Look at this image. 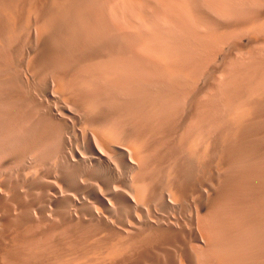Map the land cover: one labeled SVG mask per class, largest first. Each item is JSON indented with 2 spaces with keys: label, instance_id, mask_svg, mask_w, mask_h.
Returning a JSON list of instances; mask_svg holds the SVG:
<instances>
[{
  "label": "rangeland",
  "instance_id": "obj_1",
  "mask_svg": "<svg viewBox=\"0 0 264 264\" xmlns=\"http://www.w3.org/2000/svg\"><path fill=\"white\" fill-rule=\"evenodd\" d=\"M29 1L34 0H0V264H42L44 259H51L49 264H264V217L260 216H264V0H37L30 2L31 10L38 13L36 22L33 14L27 18ZM114 1L121 5L110 8ZM60 2L57 11L53 5ZM37 3L41 8H36ZM108 7L110 14L105 11ZM48 79H54L56 90L46 91ZM242 107L248 116L237 122L234 116ZM65 109L72 110L70 117ZM90 124L116 126L129 136L142 137L144 167L132 178L112 150L105 153L120 169L110 171L103 161L90 162L96 144L89 142ZM205 140L209 149L202 159L199 153ZM189 143L197 158L190 156L194 150L187 152ZM96 146L100 149L98 142ZM74 151L87 157L82 161L77 156L79 162H72L69 152ZM142 172L148 183L144 195L137 198L129 187L142 186ZM51 190L58 196L56 202L50 201ZM100 194L113 204L103 203ZM35 212L50 213L52 219L38 221ZM33 255H38L37 260Z\"/></svg>",
  "mask_w": 264,
  "mask_h": 264
},
{
  "label": "bare ground",
  "instance_id": "obj_2",
  "mask_svg": "<svg viewBox=\"0 0 264 264\" xmlns=\"http://www.w3.org/2000/svg\"><path fill=\"white\" fill-rule=\"evenodd\" d=\"M35 1V2H34ZM33 2L34 3H36L37 2V0H34ZM54 1H56V0H53V2ZM164 1V0H163ZM168 1V0H167ZM174 1V0H173ZM212 1V0H211ZM31 1H29V3H30ZM33 2H31V3H33ZM39 2V1H38ZM51 2V1H50ZM62 2V1H61ZM61 2L60 3H56L55 5H53V6H55V7H57V8H55V9H57V11H59L60 9H61V6L63 5V3H62V5H60L61 4ZM106 2V1H105ZM117 2V1H116ZM115 1H114V3L113 4H111L112 5V7H110V8H113V7H115L114 5H115V3H116ZM120 2V1H119ZM125 2V1H124ZM129 2H135V3H140V0H129ZM145 2V1H144ZM165 2H166V0H165ZM16 3V2H15ZM15 3H13V4H15ZM25 3H27V2H25ZM29 4L30 5V7H27V9L29 8L30 9V11H28V13H27V15L28 14H30V16H32V14H33V16H34V14H38V13H36L35 12V10L34 11H32L31 10V6L33 7L34 6V4L32 5V4ZM68 3V2H67ZM127 3H128V0H127ZM163 2H161V4H162ZM231 3V2H230ZM42 4V2H40V6H42L41 5ZM45 4V3H44ZM54 4V3H53ZM118 3H116V5H117ZM120 4V3H119ZM118 4V5H119ZM164 4V3H163ZM166 4V3H165ZM209 4V3H208ZM213 4V3H212ZM17 5V4H16ZM24 5V4H23ZM29 5H27V6H29ZM38 5V3H37V7L36 8H38V7H40ZM58 5H60V6H58ZM97 5V4H96ZM101 5V4H100ZM105 5H110V4H105ZM110 5V6H111ZM121 5V4H120ZM127 5V4H126ZM144 5H146V4H144ZM175 5V4H174ZM231 5V4H230ZM255 5V4H254ZM1 6V5H0ZM26 6V5H25ZM77 6V5H76ZM166 6V5H165ZM165 6H161V8H164ZM176 6H177V4H176ZM209 6V5H208ZM16 7V6H15ZM14 7V8H15ZM51 7V6H50ZM84 7V6H83ZM119 7V6H118ZM185 7V6H184ZM2 8V7H1ZM8 8V7H7ZM23 8V7H22ZM41 8V7H40ZM39 8V9H40ZM44 8V7H43ZM68 8V7H67ZM70 8V7H69ZM85 8V7H84ZM106 9H107V7H105ZM105 8H102V9H105ZM109 7H108V10L110 9ZM121 8V7H120ZM139 8V7H138ZM160 8V9H161ZM255 8H257V7H255ZM16 9V8H15ZM28 9V10H29ZM39 9L38 10H36L37 12L39 11ZM47 9V8H46ZM59 9V10H58ZM115 9V8H114ZM114 9H113V11H114ZM147 9V8H146ZM145 9V10H146ZM159 9V8H158ZM186 9V8H185ZM236 9V8H235ZM42 10V9H41ZM72 10V9H71ZM88 10V9H87ZM91 10V9H90ZM105 10V11H107V12H109V14H110V12H111V10ZM126 10H127V7H126ZM150 10V9H149ZM3 11V10H2ZM27 11V10H26ZM25 11V12H26ZM32 11V12H31ZM51 11V10H50ZM54 11V10H53ZM52 11V12H53ZM61 11V10H60ZM101 11V10H100ZM117 11V10H116ZM115 11V12H116ZM120 11L122 12V10L120 9ZM119 11V14L121 13ZM124 11V10H123ZM138 11V10H137ZM171 11V10H170ZM228 11V10H227ZM251 11V10H250ZM0 12H1V9H0ZM33 12H35V13H33ZM52 12H48V13H52ZM64 12H67V14H68V16H69V13H68V11H64ZM96 12V11H95ZM107 12H104V13H107ZM125 12V11H124ZM128 12V11H127ZM148 12V11H147ZM184 12V11H183ZM229 12V11H228ZM227 12V13H228ZM242 12H244V11H242ZM254 12V11H253ZM47 13V12H46ZM56 13V12H55ZM71 13H73L72 11H71ZM102 13V12H101ZM112 13V12H111ZM118 13V12H117ZM123 13V12H122ZM126 13V12H125ZM125 13H124V15H125ZM142 13V12H141ZM165 13V12H164ZM171 13V12H170ZM191 13V12H190ZM52 14H54V13H52ZM58 14H62V13H58ZM95 14V13H94ZM99 14V13H98ZM167 14V13H166ZM184 14V13H183ZM226 14V13H225ZM2 15V14H1ZM50 15V14H49ZM76 15H77V13H76ZM116 15V14H115ZM130 15V14H129ZM133 15V14H132ZM132 15H130V16H132ZM135 15V14H134ZM133 15V16H134ZM172 15V14H171ZM212 15V14H211ZM219 15V14H218ZM61 16H63V15H61ZM64 16H67V15H64ZM67 16V17H68ZM110 16V15H109ZM118 16V15H117ZM140 16L142 17V15L140 14ZM161 16V15H160ZM163 16V15H162ZM189 16V15H188ZM35 17V16H34ZM39 17V16H38ZM42 17H43V15H42ZM46 17H48L47 15H46ZM51 18H53L52 16H50ZM99 17V16H98ZM122 17V16H121ZM129 17V16H128ZM141 17H139L138 16V18H140L141 19ZM226 17V16H225ZM229 17H230V15H229ZM246 17V16H245ZM5 18V16L3 17V19ZM27 18H29V15H28V17ZM31 18V17H30ZM37 18V16L35 17V22H36V19ZM41 18V17H40ZM70 18H72V17H70ZM132 18V17H131ZM213 18V17H212ZM9 19V18H8ZM33 19V18H32ZM42 19V18H41ZM119 19V18H118ZM124 19V18H123ZM136 19H137V17H136ZM179 19H180V17H179ZM186 19V18H185ZM242 19V18H241ZM40 20V19H39ZM44 20L46 21V18L44 17ZM55 20V19H54ZM70 20V19H69ZM69 20H67V23H69ZM74 20V19H73ZM105 20V19H104ZM232 20V19H231ZM235 20V19H234ZM4 21V23H5V21L6 20H3ZM52 21H53V19H52ZM52 21H50V22H52ZM56 21H57V19H56ZM79 21V20H78ZM128 21V20H127ZM182 21V20H181ZM184 21V20H183ZM225 21V20H224ZM10 22V21H9ZM31 22V21H30ZM48 22H49V20H48ZM47 21H46V23H48ZM54 22V21H53ZM53 22L51 23V24H53ZM95 22V21H94ZM114 22H116V21H114ZM153 22V21H152ZM156 22V21H155ZM258 22V21H257ZM26 23V22H25ZM32 23V22H31ZM70 23H72V21L70 22ZM74 23H76V22H74ZM99 23V22H98ZM104 23V22H103ZM163 23H165V22H163ZM172 23V22H171ZM211 23V22H210ZM27 24V23H26ZM51 24H49V25H51ZM55 24V23H54ZM79 24V23H78ZM104 24H106V23H104ZM133 24V23H132ZM137 24H138V22H137ZM140 24V23H139ZM152 24H154V23H152ZM162 24V23H161ZM169 24V23H168ZM174 24H175V22H174ZM222 24V23H221ZM226 24V23H225ZM263 24V23H262ZM8 25V24H7ZM7 25H6V28H7ZM46 25V24H45ZM48 25V24H47ZM56 25V24H55ZM70 25V24H69ZM74 25V24H73ZM88 25V24H87ZM107 25H108V23H107ZM32 26V25H31ZM64 26H66V23H65V25ZM99 26V25H98ZM103 26V25H102ZM114 26V25H113ZM115 26H116V24H115ZM153 26V25H152ZM170 26H172V25H170ZM33 27V26H32ZM32 27H31V30H32ZM52 27V26H51ZM71 27V26H70ZM117 27H119L118 25H117ZM180 27V26H179ZM65 28V27H64ZM63 28V29H64ZM66 28H67V26H66ZM78 28V27H77ZM103 28H105V27H103ZM207 28V27H206ZM212 28V27H211ZM260 28H262V27H260ZM5 29V28H4ZM8 29V28H7ZM15 29V28H14ZM35 29H36V27H35ZM51 29H54L53 27L51 28ZM70 29H72V28H70ZM83 29V28H82ZM110 29H111V26H110ZM213 29H214V27H213ZM236 29V28H235ZM262 29H264V28H262ZM9 30V29H8ZM18 30V29H17ZM16 30V31H17ZM30 30V31H31ZM34 30V29H33ZM32 30V31H33ZM65 30V29H64ZM63 30V31H64ZM253 30H255L254 28H253ZM26 31V30H25ZM86 31V30H85ZM119 31V30H118ZM131 31V30H130ZM132 31H133V29H132ZM236 31V30H235ZM251 31H252V29H251ZM9 32V31H8ZM12 32V31H11ZM35 32H37L36 30H35ZM65 32V31H64ZM67 32V31H66ZM88 32V31H87ZM211 32H213V30L211 31ZM10 33V32H9ZM29 33V32H28ZM41 33V32H40ZM127 33V32H126ZM170 33V32H169ZM206 33V31L204 32V34ZM256 33H258V32H256ZM5 34V33H4ZM3 34V35H4ZM25 34V33H24ZM37 34V33H36ZM59 34V33H58ZM61 34V33H60ZM66 34H68V33H66ZM166 34H168L167 32H166ZM207 34V33H206ZM205 34V35H206ZM218 34V33H217ZM216 34V35H217ZM223 33H221V35H222ZM228 34H230V33H228ZM31 35V34H30ZM42 35H43V32H42ZM45 35H46V33H45ZM44 35V36H45ZM126 35V34H125ZM18 36V35H17ZM48 36H50V35H48ZM99 36V35H98ZM97 36V37H98ZM163 36H164V34H163ZM219 36V35H218ZM217 36V37H218ZM7 37V36H6ZM24 37V36H23ZM46 37V36H45ZM86 37V36H85ZM110 37V36H109ZM199 37V36H198ZM197 37V38H198ZM255 37V36H254ZM257 37V36H256ZM1 38V37H0ZM37 38V37H36ZM43 38V37H42ZM72 38V37H71ZM107 38V37H106ZM165 38V37H164ZM189 38V37H188ZM252 38V37H251ZM258 38V37H257ZM58 39H60V38H58ZM66 39V38H65ZM64 39V40H65ZM75 39V38H74ZM120 39V38H119ZM152 39V38H151ZM150 39V40H151ZM162 39H163V37H162ZM178 39V38H177ZM186 39V38H185ZM192 39H193V37H192ZM203 39V38H202ZM256 39V38H255ZM9 40V39H8ZM22 40V39H21ZM64 40H62V41H64ZM76 40H78V39H76ZM128 40V39H127ZM130 40V39H129ZM128 40V41H129ZM149 40V39H148ZM154 40V39H153ZM197 40V39H196ZM201 40V39H200ZM222 40V39H221ZM56 41V40H55ZM69 41V40H68ZM73 41H75V40H73ZM72 41V42H73ZM102 41V40H101ZM160 41V40H159ZM184 41V40H183ZM193 41V40H192ZM204 41V40H203ZM150 42V41H149ZM157 42V41H156ZM194 42V41H193ZM200 42H202V41H200ZM248 42V41H247ZM0 43H2V41L0 42ZM141 43H143V42H141ZM159 43V42H158ZM168 43V42H167ZM199 43V42H198ZM212 43V42H211ZM210 43V44H211ZM249 43V42H248ZM262 43V42H261ZM53 44V43H52ZM81 44V43H80ZM101 44V43H100ZM166 44V43H165ZM174 44H176V43H174ZM188 44V43H187ZM213 44V43H212ZM259 44V43H258ZM263 44V43H262ZM36 45H37V43H36ZM50 45V44H49ZM67 45V44H66ZM78 45V44H77ZM83 45V44H82ZM135 45H139L138 43L137 44H135ZM184 45V44H183ZM204 45V44H203ZM207 45V44H206ZM15 46V45H14ZM17 46H18V44H17ZM179 46V45H178ZM253 46H255V45H253ZM5 47V46H4ZM13 47V46H12ZM19 47H21V46H19ZM58 47V46H57ZM71 47V46H70ZM90 47V46H89ZM125 47V46H124ZM139 47H140V45H139ZM189 47V46H188ZM194 47V46H193ZM197 47V46H196ZM205 47V46H204ZM214 47H215V49L217 50V48H218V46H216V44L214 45ZM217 47V48H216ZM14 48V47H13ZM59 48V47H58ZM58 48H55V49H58ZM69 48V47H68ZM111 48V47H110ZM121 48V47H120ZM127 48V47H126ZM125 48V49H126ZM179 48V47H178ZM186 48V47H185ZM192 48V47H191ZM203 48V47H202ZM19 49V48H18ZM23 49V48H22ZM28 49V48H27ZM66 49V48H65ZM78 49V47L76 48V50ZM161 49V48H160ZM164 49V48H163ZM194 49V48H193ZM207 49V48H206ZM211 49H212V47H211ZM264 49V48H263ZM64 50V49H63ZM69 50V49H68ZM73 50H74V48H73ZM75 50V51H76ZM86 50V49H85ZM144 50H145V48H144ZM144 50H143V52L142 53H144ZM151 50V49H150ZM149 50V51H150ZM204 50V49H203ZM6 51V50H5ZM21 51V50H20ZM71 51V50H70ZM129 51H130V49H129ZM202 51V50H201ZM11 52V51H10ZM18 52V51H17ZM29 52H30V50H29ZM57 52V51H56ZM55 52V53H56ZM60 52V51H59ZM91 52V51H90ZM128 52V51H127ZM145 52H146V54H147V51L145 50ZM168 52V51H167ZM191 52V51H190ZM195 52H197V51H195ZM229 52V51H228ZM33 53H35V52H33ZM63 53H66V52H63ZM68 53H70V52H68ZM81 53H82V51H81ZM125 53V52H124ZM123 53V54H124ZM131 53V52H130ZM130 53H128V54H130ZM180 53V52H179ZM215 53H216V51H215ZM2 54V53H1ZM13 54V53H12ZM30 54V53H29ZM57 54V53H56ZM102 54V53H101ZM204 54V53H203ZM206 54V53H205ZM213 54V53H212ZM7 55H9V54H7ZM14 55V54H13ZM25 55V54H24ZM53 55H55V54H53ZM59 55V54H58ZM67 55V54H66ZM71 55H73V53L71 54ZM85 55V54H84ZM117 55V54H116ZM192 55V54H191ZM194 55H195V53H194ZM197 55V54H196ZM196 55H195V57H196ZM246 55V54H245ZM2 56H3V54H2ZM16 56V55H15ZM21 56V55H20ZM23 56V55H22ZM47 56V55H46ZM81 56V55H80ZM87 56V55H86ZM166 56V55H165ZM182 56V55H181ZM198 56V55H197ZM214 56V55H213ZM239 56V55H238ZM48 57V56H47ZM57 57V55L55 56V58ZM146 57V56H145ZM172 57V56H171ZM195 57H193V60H194V58ZM201 57V56H200ZM5 58V57H4ZM21 58V57H20ZM29 58V57H28ZM60 58V57H59ZM59 58H57L58 60H59ZM153 58H155V56L153 57ZM169 58H170V56H169ZM190 58H191V56H190ZM212 58V57H211ZM46 59V58H45ZM53 61L55 60L54 59V56H53ZM139 60L141 59V58H138ZM144 59V58H143ZM173 59V58H172ZM176 59V58H175ZM187 59H189V58H187ZM205 60H206V57L204 58ZM224 59V58H223ZM245 59V58H244ZM12 60V59H11ZM48 60V59H47ZM50 60H51V58H50ZM137 60V59H136ZM142 60V59H141ZM166 60V59H165ZM168 60V59H167ZM186 60V59H185ZM192 59H191V61H193ZM198 60V59H197ZM247 60V59H246ZM252 60V59H251ZM195 61H196V59H195ZM199 61V60H198ZM207 61V60H206ZM205 61V64L206 63H208L209 64V62L207 61L206 62ZM6 62V61H5ZM49 62H52V61H49ZM56 62V61H55ZM116 62H119V61H117L116 60ZM177 62V61H176ZM184 62V61H183ZM189 62V61H188ZM188 62H186V64L188 63ZM200 62V61H199ZM202 62V61H201ZM226 62V61H225ZM241 62V61H240ZM245 62V61H244ZM259 62V61H258ZM9 63V62H8ZM13 63V62H12ZM124 63V62H123ZM135 63V62H134ZM136 63H137V61H136ZM168 63H170V61L168 60ZM190 63V62H189ZM253 63V62H252ZM261 63V62H260ZM263 63V62H262ZM5 64V63H4ZM22 64V63H21ZM25 64V63H24ZM42 64V63H41ZM55 64V63H54ZM99 64V63H98ZM117 64V63H116ZM171 64H172V62H171ZM185 64V65H186ZM196 64H197V62H196ZM201 64V63H200ZM200 64H198V66L200 65ZM202 64H204L203 62H202ZM204 64V65H205ZM8 65V64H7ZM6 65V66H7ZM52 65V64H51ZM78 65V64H77ZM80 65V64H79ZM83 65H85V64H83ZM174 65V64H173ZM173 65H171L172 67H173ZM177 65V64H176ZM188 65V64H187ZM191 65V64H190ZM189 65V66H190ZM227 65V64H226ZM245 65V64H244ZM248 65V64H247ZM5 66V67H6ZM14 66H16V64L14 65ZM44 66V65H43ZM82 66V65H81ZM119 67H120V65H118ZM178 66V65H177ZM202 66V65H201ZM241 66V65H240ZM4 67V68H5ZM10 67H12V66H10ZM27 67V66H26ZM51 67V66H50ZM132 67V66H131ZM140 67V66H139ZM162 67H163V65H162ZM176 67V66H175ZM194 67H195V64H194ZM197 67V66H196ZM257 67V66H256ZM255 67V68H256ZM14 68V67H13ZM13 68H11V69H13ZM49 68V67H48ZM62 68H63V66H62ZM75 68H76V66H75ZM174 68V67H173ZM259 68V67H258ZM67 69V68H66ZM105 69V68H104ZM180 69V68H179ZM179 69H177V70H179ZM241 69H243V67L241 68ZM244 69H245V67H244ZM16 70H18L19 71V69H16ZM22 70V69H21ZM53 70V69H52ZM62 70V69H61ZM64 71H65V69H63ZM174 70V69H173ZM192 70H193V67H192ZM197 70V69H196ZM205 70V69H204ZM263 69H261V72H263L262 71ZM13 71H15V69L13 70ZM18 71L16 72V73H18ZM55 71V70H54ZM53 71V72H54ZM99 71V70H98ZM209 71V70H208ZM216 71V70H215ZM238 71V70H237ZM155 72V71H154ZM229 72V71H228ZM235 72H236V70H235ZM246 72V71H245ZM250 72V71H249ZM72 73V72H71ZM100 73V72H99ZM196 73H197V71H196ZM198 73H199V70H198ZM230 73H232V72H230ZM230 73L229 74H227V75H229L230 76ZM55 74V73H54ZM68 74V73H67ZM73 74V73H72ZM116 74V73H115ZM134 74H135V72H134ZM143 74V73H142ZM173 74V73H172ZM200 74V73H199ZM250 74V73H249ZM50 75H51V73H50ZM69 75V74H68ZM131 75H133V74H131ZM140 75V74H139ZM152 75H153V73H152ZM175 75V74H174ZM218 75V74H217ZM242 75V74H241ZM55 76V75H54ZM85 76V75H84ZM121 76H122V73H121ZM153 76H155V75H153ZM231 76H232V74H231ZM230 76V77H231ZM234 76H236V75H234ZM238 76V75H237ZM2 77V76H1ZM22 77V76H21ZM43 77H44V75H43ZM52 77V76H51ZM132 78H133V76H131ZM150 77V76H149ZM158 77V76H157ZM194 77V76H193ZM219 77V76H218ZM239 77V76H238ZM237 77V78H238ZM257 77V76H256ZM20 78V77H19ZM54 78V77H53ZM98 78V77H97ZM121 78V77H120ZM126 78V77H125ZM129 78V77H128ZM127 78V79H128ZM136 78H137V74H136ZM165 78V77H164ZM180 78V77H179ZM195 78V77H194ZM235 78V77H234ZM240 78V77H239ZM4 79V78H3ZM2 79V80H3ZM38 78H36V80H37ZM47 79V78H46ZM52 79V78H51ZM55 79V78H54ZM53 79V80H54ZM156 79V78H155ZM213 79V78H212ZM7 80V79H6ZM28 80V79H27ZM52 80V81H53ZM57 80H59V79H57ZM98 81H99V78L97 79ZM133 81H134V79H132ZM131 80V81H132ZM152 80H153V78H152ZM160 80H161V78H160ZM233 80H235V79H233ZM240 80V79H239ZM253 80H255V79H253ZM49 79L47 80V82L48 83H46L45 85H46V91H48V92H52V91H54V90H56V88L54 89V85L56 86V83H51L52 81H50V83H49ZM60 81H62V80H60ZM93 81V80H92ZM95 81V80H94ZM132 81V82H133ZM162 81V80H161ZM166 81H168V80H166ZM209 81V80H208ZM215 81V80H214ZM2 82V81H1ZM3 82H5L4 80H3ZM83 82V81H82ZM204 82V81H203ZM236 82V81H235ZM243 82V81H242ZM252 82V81H251ZM131 83V82H130ZM161 83V82H160ZM193 83V82H192ZM222 83V82H221ZM241 83V82H240ZM9 84V83H8ZM59 84V83H58ZM147 84V83H146ZM182 84V83H181ZM203 84V83H202ZM208 84V83H207ZM253 84V83H252ZM7 85V84H6ZM18 85V84H17ZM151 85V84H150ZM248 85H251V84H248ZM98 86V85H97ZM180 86H182V85H180ZM198 86V85H197ZM218 86V85H217ZM80 87V86H79ZM88 87H90V86H88ZM148 87V86H147ZM156 87V86H155ZM226 87V86H225ZM250 87V86H249ZM21 88V87H20ZM35 88V87H34ZM58 88L59 89H63V86H62V84H59V86H58ZM113 88V87H112ZM130 88V87H129ZM141 88V87H140ZM146 88V87H145ZM171 88V87H170ZM195 88V87H194ZM193 88V89H194ZM228 88H230V86L228 87ZM74 88H72V90H73ZM131 89V88H130ZM148 89V88H147ZM213 89V88H212ZM212 89H210L211 91H212ZM219 89V88H218ZM260 89V88H259ZM45 90V89H44ZM86 90V89H85ZM91 90V89H90ZM151 90V89H150ZM226 90H227V88H226ZM3 91V90H2ZM165 91V90H164ZM188 91V90H187ZM214 91V90H213ZM217 91V90H216ZM88 92V91H87ZM137 92H138V90H137ZM55 93V92H54ZM102 93V92H101ZM209 93H210V91H209ZM226 93H227V91H226ZM12 94V93H11ZM34 94V93H33ZM38 94V93H37ZM131 94V93H130ZM136 94V93H135ZM142 94V93H141ZM144 94V93H143ZM85 95V94H84ZM88 95V94H87ZM128 95V94H127ZM203 95V94H202ZM202 95H200V96H202ZM30 96V95H29ZM38 96H39V94H38ZM80 96V95H79ZM119 96V95H118ZM200 96H199V98H200ZM203 96H206L207 97V95H203ZM259 96V95H258ZM34 97H36V96H34ZM96 97V96H95ZM115 97V96H114ZM205 97V98H206ZM24 98V97H23ZM52 98V97H51ZM100 98V97H99ZM107 98H108V96H107ZM125 98V97H124ZM142 98V97H141ZM42 99V98H41ZM252 99V98H251ZM250 99V100H251ZM18 100V99H17ZM39 100V99H38ZM46 100V99H45ZM90 100V99H89ZM143 100V99H142ZM213 100V99H212ZM3 101V100H2ZM7 101V100H6ZM22 101V100H21ZM41 101V100H40ZM96 101H97V99H96ZM115 101V100H114ZM141 101V100H140ZM8 102V101H7ZM37 102V101H36ZM100 102V101H99ZM147 102V101H146ZM42 103V102H41ZM41 103H39V104H41ZM96 103V102H95ZM105 103V102H104ZM107 103H109V102H107ZM98 104V103H97ZM117 104V103H116ZM123 105H125L124 103H122ZM127 104V103H126ZM135 104V103H134ZM212 104V103H211ZM218 104V103H217ZM100 105V104H99ZM216 105V104H215ZM15 106V105H14ZM17 106H18V102H17ZM37 106V105H36ZM73 106V105H72ZM85 106H87V105H85ZM126 106V105H125ZM127 106H129V105H127ZM133 106V105H132ZM165 106V105H164ZM205 106V105H204ZM219 106V105H218ZM240 106H242L241 104H240ZM240 106H237L238 108L240 107ZM88 107V106H87ZM111 107H112V105H111ZM116 107H117V105H116ZM170 107V106H169ZM264 107V106H263ZM19 108V107H18ZM118 108V107H117ZM131 108H133V107H131ZM145 108H146V106H145ZM90 109H92V108H90ZM115 109V108H114ZM130 109V108H129ZM134 109V108H133ZM164 109V108H163ZM242 109V110H241ZM240 110L241 111H238L239 113L238 114H236L235 116H234V119H235V121H239L240 122V120L242 119V118H244V117H246V115L248 114V112H247V110L245 109V108H241ZM74 110V109H73ZM77 110V109H76ZM79 110V109H78ZM140 110V109H139ZM208 110V109H207ZM235 110H238V109H235ZM5 111V110H4ZM71 112H72V110H70ZM70 111L69 110H67V109H65V112L67 113V115L69 116L70 115ZM101 111H102V109H101ZM128 111V110H127ZM149 111V110H148ZM152 111V110H151ZM156 111V110H155ZM161 111V110H160ZM237 112V111H236ZM76 113V112H75ZM130 113V112H129ZM138 113V112H137ZM146 113H147V111H146ZM149 113V112H148ZM172 113V112H171ZM170 113V114H171ZM233 113H235V112H233ZM255 113V112H254ZM35 114V113H34ZM58 114V113H57ZM60 114V113H59ZM74 114V113H73ZM77 114V113H76ZM131 114V113H130ZM154 114V113H153ZM169 114V115H170ZM193 114V113H192ZM149 115V114H148ZM152 115V114H151ZM158 115H160V114H158ZM46 116V115H45ZM66 116V115H65ZM65 116H63L64 118H65ZM73 116V115H72ZM71 116V117H72ZM75 116V115H74ZM73 116V117H74ZM109 116V115H108ZM115 116V115H114ZM117 116V115H116ZM144 116V115H143ZM248 116V115H247ZM70 117V116H69ZM72 117V118H73ZM104 117V116H103ZM153 117V116H152ZM167 117V116H166ZM165 117V118H166ZM195 117V116H194ZM254 117V116H253ZM63 118V119H64ZM66 118H68V117H66ZM137 118H139V117H137ZM161 118V117H160ZM75 119H77V118H75ZM116 119V118H115ZM132 119H134V117L132 118ZM65 120H68V119H65ZM71 120V119H70ZM69 120V121H70ZM73 120V119H72ZM71 120V122H74V121H72ZM97 120V119H96ZM96 120H94V121H96ZM142 120V119H141ZM141 120L139 121V122H141ZM190 120H192V119H190ZM198 120V119H197ZM196 120V121H197ZM209 120V119H208ZM243 120V119H242ZM143 121V120H142ZM152 121V120H151ZM192 122V121H191ZM255 122V121H254ZM52 123V122H51ZM128 123V122H127ZM156 123H157V121H156ZM22 124H23V122H22ZM35 124V123H34ZM72 124H74L75 125V123H72ZM114 124V123H113ZM129 124V123H128ZM127 124V125H128ZM131 124H133L132 122H131ZM136 124V123H135ZM155 124V123H154ZM195 124V123H194ZM73 125V126H74ZM115 125V124H114ZM164 125V124H163ZM30 126V125H29ZM77 125H75L74 126V128H73V130H75L76 131V129H75V127H76ZM90 126H92V128L90 129V134H91V136H90V138H89V142H90V144H92L93 142H94V144L96 143L97 144V142L99 143V145H100V149H98V146H96V144L94 145V148H95V153H94V155L93 156H91L88 160L90 161V162H98V163H100V161H103V163L106 165V166H108L109 167V170L110 171H114V170H117V167L119 166V165H116L114 162H112L111 161V159H110V157L109 156H107L106 155V153H105V150H112L118 157H119V163H121V165L122 166H125V168L127 167L128 169L127 170H129L130 172H132L131 174H133L135 171H136V173L138 172L137 170H140V168H141V165L144 163V160H145V145H144V139L142 138V137H140V136H137L138 134H134L135 136H129V135H127L126 134V132L124 131V130H121V129H118L116 126L115 127H111V126H106V127H103V128H99L98 126H96L95 124H90ZM169 126V125H168ZM184 126V125H183ZM194 126V125H193ZM6 127V126H5ZM55 127V126H54ZM57 127V126H56ZM81 127V126H80ZM145 127V126H144ZM199 127V126H198ZM201 127V126H200ZM72 128V127H71ZM79 128V127H78ZM122 128V127H121ZM130 128V127H129ZM173 128V127H172ZM175 128V127H174ZM181 128H182V126H181ZM203 128V127H202ZM26 129V128H25ZM168 129V128H167ZM190 129V128H189ZM188 129V130H189ZM236 129V128H235ZM7 130V129H6ZM55 130V129H54ZM133 130H134V128H133ZM159 130V129H158ZM176 130V129H175ZM194 130V129H193ZM30 131V130H29ZM165 131V130H164ZM163 131V132H164ZM169 131V130H168ZM182 131H184V130H182ZM201 131V130H200ZM236 131V130H235ZM80 132V131H79ZM81 132H82V130H81ZM162 132V133H163ZM10 133V132H9ZM60 133V132H59ZM183 133V132H182ZM193 133V132H192ZM198 133H199V131H198ZM65 134V133H64ZM89 134V133H88ZM193 135V134H192ZM5 136V135H4ZM31 136V135H30ZM77 136V135H76ZM147 136V135H146ZM175 136H176V134H175ZM185 136V135H184ZM214 136V135H213ZM172 137V136H171ZM174 137V136H173ZM177 137V136H176ZM193 137V136H192ZM203 137H205L204 135L201 137L202 139H203ZM207 137V136H206ZM180 138H181V136H180ZM185 138V137H184ZM3 139V138H2ZM196 139H197V137H196ZM195 139V137L192 139L193 141L194 140H196ZM200 139V138H199ZM206 139V138H205ZM173 140H175V139H173ZM184 140V139H183ZM213 140V139H212ZM177 141H179L178 139H177ZM176 141V142H177ZM182 141V140H181ZM207 141H211V140H207ZM79 142V141H78ZM147 142V141H146ZM184 142V141H183ZM200 142H201V139H200ZM203 142H204V140H203ZM173 143H175V141L173 142ZM177 143H179V142H177ZM261 143V142H260ZM78 144V143H77ZM184 144H186V143H184ZM205 144L206 145H204V147H203V149L201 150V152L199 153V155L201 154V157H203L202 159H204L206 156H207V152H208V149H209V146H208V143H206V140H205ZM176 145V144H175ZM188 145H190V146H188V148L189 149H192V148H190V147H192L191 146V144L189 143ZM10 146V145H9ZM14 146V145H13ZM44 146V145H43ZM78 146V145H77ZM96 146V147H95ZM158 146V145H157ZM182 146V145H181ZM187 146V145H186ZM60 148V147H59ZM85 148V147H84ZM171 148V147H170ZM175 148V147H174ZM60 149H62V147L60 148ZM77 149H78V147H77ZM103 149V151H101ZM154 149V148H153ZM177 149V148H176ZM182 149V151H183V148H181ZM187 150V152L189 151L190 153H191V151H193L194 150V153H192V154H190V153H188V155L190 154V156H192L193 154V156L195 157V158H197V154H196V156H195V153L197 152V150L196 149H192V150ZM27 150V149H26ZM195 150H196V152H195ZM230 150V149H229ZM262 150V149H261ZM260 150V151H261ZM68 151H70V150H68ZM93 151V150H92ZM162 151V150H161ZM39 152V151H38ZM181 151L179 150V153H180ZM156 153V152H155ZM176 153V152H175ZM178 153V152H177ZM65 154V153H64ZM63 154V155H64ZM184 154V153H183ZM186 154V153H185ZM184 154V155H185ZM92 155V154H91ZM179 155H181V154H179ZM11 156V155H10ZM43 156V155H42ZM80 157V159L82 158V161L84 160L83 159V157L85 158V157H87V156H83V155H81V153H79V152H75L74 151V153H72V152H69V157L71 158V161L72 162H77L78 160H76V158L75 157ZM116 156V157H117ZM171 156H173V155H171ZM182 156V155H181ZM180 156V157H181ZM192 156V157H193ZM64 158H65V155H64ZM63 158V159H64ZM148 158V157H147ZM146 158V159H147ZM150 158V157H149ZM178 158V157H177ZM177 158H175L173 161H175ZM200 157H198V159H199ZM181 159V158H180ZM201 159V160H202ZM219 159V158H218ZM192 160V159H191ZM194 160V159H193ZM81 161V162H82ZM165 161V160H164ZM178 161V160H177ZM199 161V160H198ZM79 162V161H78ZM195 162V161H194ZM203 161H201L200 163H202ZM262 162H263V160H262ZM84 163V162H83ZM174 163V162H173ZM184 163V162H183ZM204 163V162H203ZM216 163H219V162H216ZM220 164V163H219ZM224 164V163H223ZM227 164V163H226ZM174 165H175V163H174ZM216 166H217V164H215ZM26 167V166H25ZM52 167V166H51ZM142 167H144L143 165H142ZM188 167V166H187ZM186 167V168H187ZM201 167H202V165H201ZM226 167V166H225ZM91 168V167H90ZM169 168V167H168ZM177 168V167H176ZM195 168V167H194ZM198 168H199V166H198ZM35 169V168H34ZM37 169V168H36ZM118 169H120V166L118 167ZM142 169V168H141ZM179 169V168H178ZM201 169V168H200ZM30 170V169H29ZM39 170V169H38ZM38 170H35L36 171V173L38 172ZM87 170H89V169H87ZM242 170V169H241ZM18 172V171H17ZM123 172V171H122ZM121 172V173H122ZM148 172V171H147ZM35 173V172H34ZM136 173H134V174H136ZM146 173V172H145ZM144 172H142L141 174H140V182H141V184H142V186H139V185H137V184H130V187H129V189H130V191L132 192V194H134L135 195V197H137V198H141L143 195H144V191H145V184L147 185V183H148V175H146ZM190 173V172H189ZM257 173V172H256ZM47 176H49L50 178H53V175H52V172H50V171H48L47 170ZM80 174V173H79ZM88 174V173H87ZM127 174H128V172H127ZM134 174L131 176L132 178H133V176H134ZM151 174V173H150ZM218 174V173H217ZM35 175V174H34ZM58 175V174H57ZM86 175V174H85ZM159 175V174H158ZM37 176V175H36ZM56 176V175H55ZM54 176V177H55ZM157 176V175H156ZM199 176V175H198ZM198 176H197V178H198ZM263 176V175H262ZM130 177V178H131ZM159 177H161V176H159ZM191 177V176H190ZM193 177V176H192ZM84 178V177H83ZM99 178H101V176L99 177ZM98 178V179H99ZM131 178V179H132ZM88 179V178H87ZM128 179H129V177H128ZM156 179V178H155ZM17 180V179H16ZM91 180V179H90ZM102 180V179H101ZM159 180V179H158ZM72 181V180H71ZM88 181V180H87ZM95 181V180H94ZM131 181V180H130ZM179 181V180H178ZM193 181H195V180H193ZM51 182H53V181H51ZM57 182V181H56ZM86 182V181H85ZM96 182V181H95ZM99 182V181H98ZM135 182V181H134ZM172 182V181H171ZM256 182V181H255ZM54 183V182H53ZM63 183V182H62ZM88 183H90V182H88ZM263 183V182H262ZM54 184H56V183H54ZM93 184V183H92ZM95 184V183H94ZM48 185V184H47ZM73 185V184H72ZM86 185V184H85ZM69 186V185H68ZM116 186V185H115ZM121 186V185H120ZM158 186V185H157ZM11 187V186H10ZM55 187H57V188H59V187H61V186H55ZM169 187V186H168ZM186 187V186H185ZM250 187V186H249ZM68 188V187H67ZM102 188V187H101ZM101 188H99L98 187V189H100L101 190ZM122 188V187H121ZM183 188V187H182ZM20 189H21V187H20ZM39 189V188H38ZM51 189V188H50ZM61 188H59V190H60ZM66 189V188H65ZM70 189V188H69ZM74 189V188H73ZM72 189V190H73ZM95 189V188H94ZM97 189V190H98ZM116 189V188H115ZM207 189V188H206ZM53 190V189H52ZM52 190H51V193H52ZM61 190H63V189H61ZM60 190V191H61ZM71 190V191H72ZM79 190H80V188H79ZM118 190V189H117ZM1 191H3V190H1ZM5 192H6V190H4ZM48 191V190H47ZM67 191V190H66ZM78 191V190H77ZM102 191V190H101ZM122 191H124V190H122ZM169 191V190H168ZM79 192V191H78ZM77 192V193H78ZM170 193H172L171 191H169ZM168 192V193H169ZM258 192V191H257ZM257 192L255 193V194H257ZM37 193H39L38 191H37ZM51 193H49L48 192V194H51ZM62 193V192H61ZM209 193V192H208ZM222 193V192H221ZM1 194H3L2 192H1ZM41 194V193H40ZM64 194V193H63ZM85 194V193H84ZM128 194H130V193H128ZM131 194V195H132ZM154 194V193H153ZM152 194V195H153ZM250 194V193H249ZM15 195V194H14ZM27 195V194H26ZM52 195H54L53 197H51V198H53V200H50L51 202L52 201H55V200H57L56 198L58 197V196H55L56 194L54 193H52ZM51 195V196H52ZM62 195V194H61ZM82 195V194H81ZM193 195V194H192ZM259 195V194H258ZM50 196V195H49ZM48 196V197H49ZM63 196V195H62ZM100 196H101V199H102V201H103V203H109L108 202V197L107 198H105L104 196H102L101 194H100ZM133 196V195H132ZM132 196L131 197H129V195H127L126 197H127V200L129 201V200H131V201H133V199H132ZM84 197V196H83ZM150 197V196H149ZM154 197V196H153ZM233 197V196H232ZM74 198V197H73ZM173 198V197H172ZM177 198V197H176ZM10 199V198H9ZM75 199V198H74ZM113 199V198H112ZM178 199V198H177ZM206 199H207V197H206ZM14 200V199H13ZM35 200V199H34ZM48 200V199H47ZM83 200V199H82ZM82 200H80V201H82ZM88 200V199H87ZM172 200V199H171ZM170 200V201H171ZM259 200V199H258ZM112 201V200H111ZM146 201V200H145ZM192 201H193V199H192ZM214 201H216V200H214ZM213 201V202H214ZM56 202V201H55ZM75 202H76V199H75ZM88 202V201H87ZM153 202V201H152ZM168 202V201H167ZM173 202V201H172ZM171 202V203H172ZM185 202V201H184ZM13 203V202H12ZM20 203V202H19ZM42 203V202H41ZM78 203H80L79 202V199H78ZM92 203V202H91ZM97 203H98V201H97ZM135 203H137V202H135ZM154 203V202H153ZM156 203V202H155ZM15 204V203H14ZM83 204V203H82ZM95 204V203H94ZM111 204H113V203H111L110 202V204H108V206L109 205H111ZM249 204V203H248ZM93 205V204H92ZM156 205V204H155ZM16 206V205H15ZM52 206V205H51ZM106 206V205H105ZM113 206V205H112ZM137 206H138V204H137ZM191 206V205H190ZM202 206V205H201ZM71 207V206H70ZM77 207V206H76ZM94 207V206H93ZM111 207V206H110ZM241 207V206H240ZM249 207V206H248ZM256 207V206H255ZM48 208V207H47ZM95 208H97V206H95ZM138 208V207H137ZM203 208V207H202ZM36 209V208H35ZM39 209V208H38ZM69 209V208H68ZM103 209V208H102ZM101 209V210H102ZM208 209V208H207ZM256 209V208H255ZM258 209V208H257ZM264 209V208H263ZM16 210V209H15ZM240 210V209H239ZM36 211H39V210H37L36 209ZM46 211H48V210H46ZM50 211H51V209H50ZM69 211V210H68ZM77 211V210H76ZM75 211V212H76ZM135 211H137V210H135ZM189 211V210H188ZM207 211H209V210H207ZM220 211H222V210H220ZM226 211V210H225ZM260 211V210H259ZM74 212V213H75ZM83 212V211H82ZM148 212H149V210H148ZM251 212V211H250ZM73 213V214H74ZM85 213V212H84ZM102 214L104 213V212H101ZM253 213V212H252ZM49 214V215H48ZM48 214H43L42 212H40L39 214L37 213V212H35V215H34V217H35V219L36 220H38V221H40L41 219H42V221H49V220H51L52 218V216H50V213H48ZM77 213H75V215H76ZM94 214V213H93ZM105 214V213H104ZM103 214V215H104ZM125 214V213H124ZM204 214V213H203ZM255 214V213H254ZM16 215V214H15ZM52 215V214H51ZM84 215V214H83ZM86 215V214H85ZM99 215V214H98ZM98 215H96V217L97 218H99L100 216H98ZM136 216H137V214H135ZM149 215V214H148ZM105 216V215H104ZM134 216V215H133ZM139 216V215H138ZM218 216V215H217ZM243 216V215H242ZM260 216H262V217H264L263 215H260ZM212 217V216H211ZM57 218V217H56ZM104 218V217H103ZM201 218V217H200ZM207 218H209V217H207ZM234 218H235V216H234ZM80 219V218H79ZM109 219V218H108ZM150 219V218H149ZM203 219V218H202ZM60 220V219H59ZM133 220V219H132ZM152 220V219H151ZM159 220V219H158ZM214 220V219H213ZM15 221V220H14ZM54 221V220H53ZM75 221V220H74ZM105 221V220H104ZM160 221V220H159ZM185 221V220H184ZM254 221V220H253ZM36 222V221H35ZM127 222V221H126ZM129 222V221H128ZM131 222V221H130ZM129 222V223H130ZM145 222V221H144ZM154 222H156V221H154ZM228 222V221H227ZM236 222V221H235ZM28 223V222H27ZM40 223V222H39ZM110 223V222H109ZM151 223V222H150ZM261 223V222H260ZM259 223V224H260ZM43 224V223H42ZM173 224V223H172ZM258 224V223H257ZM263 224V223H262ZM261 224V225H262ZM47 224H45V226H46ZM70 225V224H69ZM146 225V224H145ZM174 225V224H173ZM249 225V224H248ZM254 225V224H253ZM260 225V226H261ZM264 225V224H263ZM25 226H28L27 224L25 225ZM74 226V225H73ZM93 227H94V225H92ZM110 226V225H109ZM132 226H133V224H132ZM165 226V225H164ZM178 226V225H177ZM251 226V225H250ZM53 227V226H52ZM103 227V226H102ZM146 227V226H145ZM253 227V226H252ZM50 228V227H49ZM163 228V227H162ZM198 228V227H197ZM257 228V227H256ZM52 229V228H51ZM89 229V228H88ZM100 229V228H99ZM164 229V228H163ZM163 229H161V230H163ZM179 229V228H178ZM247 229V228H246ZM86 230V229H85ZM91 230V229H90ZM150 230V229H149ZM239 230H241V229H239ZM256 230V229H255ZM60 231V230H59ZM198 231V230H197ZM232 231V230H231ZM50 232V231H49ZM74 232V231H73ZM79 232V231H78ZM77 232V233H78ZM91 232H93V231H91ZM168 232V231H167ZM259 232V231H258ZM100 233V232H99ZM108 233V232H107ZM137 233V232H136ZM150 233V232H149ZM24 234V233H23ZM33 234H34V232H33ZM52 234V233H51ZM102 234V233H101ZM135 234V233H134ZM172 234L174 235V232H172ZM198 234H201V233H198ZM108 235V234H107ZM128 236L129 234H124V236ZM148 235V234H147ZM159 235V234H158ZM259 235V234H258ZM101 236H104V235H101ZM177 236V235H176ZM232 236V235H231ZM249 236H250V234H249ZM260 236H261V234H260ZM33 237V236H32ZM42 237V236H41ZM86 237V236H85ZM203 237V236H202ZM62 238V237H61ZM100 238V237H99ZM138 238V237H137ZM151 238V237H150ZM159 238V237H158ZM207 238V237H206ZM210 238V237H209ZM252 238V237H251ZM254 238V237H253ZM67 239V238H66ZM127 239V238H126ZM157 239V238H156ZM245 239V238H244ZM123 241H124V238L122 239ZM95 241V240H94ZM94 241H91V243H93V244H95L94 243ZM122 241V242H123ZM126 241V240H125ZM153 241V240H152ZM174 241H176V240H174ZM236 241H237V239H236ZM251 241H253V240H251ZM255 241V240H254ZM116 242V241H115ZM121 242V243H122ZM149 242H151V241H149ZM202 242H203V240H202ZM229 242V241H228ZM233 242H234V240H233ZM258 242V241H257ZM34 243V242H33ZM90 243V244H91ZM218 243V242H217ZM252 243H254V242H252ZM256 243V242H255ZM254 243V244H255ZM38 244V243H37ZM70 244V243H69ZM113 244V243H112ZM123 244V243H122ZM132 244V243H131ZM136 244V243H135ZM154 244V243H153ZM29 245V244H28ZM44 245V244H43ZM53 245V244H52ZM55 245V244H54ZM78 245V244H77ZM100 245V244H99ZM133 245V244H132ZM257 245V244H256ZM255 245V246H256ZM22 246H24V245H22ZM27 245H25V247H26ZM93 246V245H92ZM98 246V245H97ZM113 246V245H112ZM128 246V245H127ZM49 247V246H48ZM60 247V246H59ZM109 247V246H108ZM174 247V246H173ZM105 248V247H104ZM130 248V247H129ZM213 248H215V247H213ZM238 248H239V246H238ZM244 248V247H243ZM10 249V248H9ZM43 249V248H42ZM41 249V250H42ZM45 249H46V247H45ZM97 249V248H96ZM113 249H114V247H113ZM122 249V248H121ZM120 249V250H121ZM154 249V248H153ZM193 249V248H192ZM240 249H242L241 247H240ZM247 249V248H246ZM245 249V250H246ZM32 250V249H31ZM71 250V249H70ZM110 250H112V248L110 249ZM244 250V251H245ZM248 250V249H247ZM40 251V250H39ZM88 251V250H87ZM96 251V250H95ZM102 251H104V250H102ZM106 251V250H105ZM108 251V250H107ZM115 251V250H114ZM113 251V252H114ZM219 251V250H218ZM243 251V250H242ZM42 252V251H41ZM112 252V253H113ZM185 252V251H184ZM232 252V251H231ZM235 252V251H234ZM33 253V252H32ZM50 253V252H49ZM109 253H111V252H109ZM109 253H107V254H109ZM111 253V254H112ZM121 253V252H120ZM219 253V252H218ZM222 253V252H221ZM12 254V253H11ZM62 254V253H61ZM77 254H78V252H77ZM249 254V253H248ZM38 255H40V253L38 254ZM38 255L35 257L34 255H33V260H34V258H35V260H37L36 258L38 257ZM51 255V254H50ZM70 255V254H69ZM114 255V254H113ZM206 255V254H205ZM208 255V254H207ZM206 255V256H207ZM235 255V254H234ZM15 256V255H14ZM61 256V255H60ZM67 256V255H66ZM80 256V255H79ZM106 256V255H105ZM117 256V255H116ZM121 256H122V254H121ZM130 256V255H129ZM132 256V255H131ZM229 256V255H228ZM227 256V257H228ZM238 256V255H237ZM249 256V255H248ZM27 257V256H26ZM49 257V256H48ZM55 257V256H54ZM94 257H96V256H94ZM106 257H108V255L106 256ZM113 257V256H112ZM123 257V256H122ZM221 257V256H220ZM232 257V256H231ZM241 257V256H240ZM260 257V256H259ZM46 258V257H45ZM83 258V257H82ZM111 257H109V259H110ZM262 258V257H261ZM26 259V258H25ZM61 259H62V257H61ZM64 259V258H63ZM70 259H72L71 257H70ZM108 259V258H107ZM112 259V258H111ZM115 259V258H114ZM218 259V258H217ZM260 259V258H259ZM4 260V259H3ZM48 260H51V259H48ZM47 259H44V263L45 264H49L50 262L48 261ZM66 260H69V257L66 259ZM106 260V259H105ZM219 260V259H218ZM222 260H224V259H222ZM242 260V259H241ZM30 261V260H29ZM52 261V260H51ZM74 261V260H73ZM98 261V260H97ZM108 261V260H107ZM112 261H114L113 259H112ZM232 261H234V260H232ZM237 261V260H236ZM13 262V261H12ZM32 262V261H31ZM43 262V261H42ZM49 262V263H48ZM55 262V261H54ZM77 262V261H76ZM81 262V261H80ZM101 262V261H100ZM203 262V261H202ZM201 262V263H202ZM223 262H225V261H223ZM247 262V261H246ZM44 263H42V264H44ZM52 264H53V262H51ZM56 263V262H55ZM54 263V264H55ZM68 263H70V262H68ZM96 263V262H95ZM102 263V262H101ZM108 263H109V261H108ZM112 263V262H111ZM218 263H219V261H218ZM221 264H222V262H220ZM219 263V264H220ZM229 263V262H228ZM57 264H59V263H57ZM60 264H62V263H60ZM74 264V263H73ZM76 264V263H75ZM224 264V263H223Z\"/></svg>",
  "mask_w": 264,
  "mask_h": 264
}]
</instances>
